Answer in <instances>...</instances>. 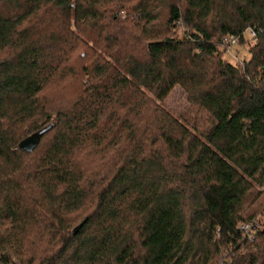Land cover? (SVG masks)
I'll list each match as a JSON object with an SVG mask.
<instances>
[{
    "label": "trees",
    "instance_id": "1",
    "mask_svg": "<svg viewBox=\"0 0 264 264\" xmlns=\"http://www.w3.org/2000/svg\"><path fill=\"white\" fill-rule=\"evenodd\" d=\"M260 211L264 0H0V264H264Z\"/></svg>",
    "mask_w": 264,
    "mask_h": 264
},
{
    "label": "built area",
    "instance_id": "2",
    "mask_svg": "<svg viewBox=\"0 0 264 264\" xmlns=\"http://www.w3.org/2000/svg\"><path fill=\"white\" fill-rule=\"evenodd\" d=\"M244 31H246L248 34L247 40L249 42L255 41V36H256L255 27H247ZM235 42H237L235 36L231 34L224 35L219 40L218 49H222L224 50V52L231 54L230 48ZM233 57L235 56L233 55ZM263 225H264V211H260L249 220L238 221L235 224V229L239 233L241 239H245L248 242H251L254 240L255 234L258 231V229ZM217 264H230V258L228 257L226 252H223Z\"/></svg>",
    "mask_w": 264,
    "mask_h": 264
},
{
    "label": "rangeland",
    "instance_id": "3",
    "mask_svg": "<svg viewBox=\"0 0 264 264\" xmlns=\"http://www.w3.org/2000/svg\"><path fill=\"white\" fill-rule=\"evenodd\" d=\"M244 40L235 42L231 48L230 52L231 54L224 52L222 57L229 63H236L238 64L242 60H246L249 57L248 54V47L254 42H249L248 34L246 31L243 33ZM233 55L235 57H233ZM239 65V64H238ZM161 105L167 109L172 115L178 116L179 113L183 112L185 108L187 107L186 102L184 101V94L183 92L178 88L175 87L169 95L161 102Z\"/></svg>",
    "mask_w": 264,
    "mask_h": 264
},
{
    "label": "water",
    "instance_id": "4",
    "mask_svg": "<svg viewBox=\"0 0 264 264\" xmlns=\"http://www.w3.org/2000/svg\"><path fill=\"white\" fill-rule=\"evenodd\" d=\"M53 126L52 123H49L43 126L41 129L35 131L34 133L28 135L19 142V149L24 151H32L38 144L40 137L47 132ZM82 223L78 224L73 228L72 233L75 234L81 227Z\"/></svg>",
    "mask_w": 264,
    "mask_h": 264
}]
</instances>
